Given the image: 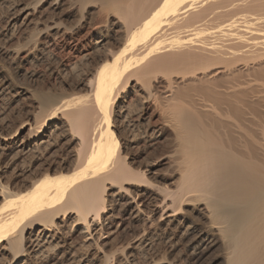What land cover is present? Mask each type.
<instances>
[{
    "label": "bare ground",
    "instance_id": "bare-ground-1",
    "mask_svg": "<svg viewBox=\"0 0 264 264\" xmlns=\"http://www.w3.org/2000/svg\"><path fill=\"white\" fill-rule=\"evenodd\" d=\"M4 4L0 264H264V0Z\"/></svg>",
    "mask_w": 264,
    "mask_h": 264
},
{
    "label": "rangeland",
    "instance_id": "rangeland-1",
    "mask_svg": "<svg viewBox=\"0 0 264 264\" xmlns=\"http://www.w3.org/2000/svg\"><path fill=\"white\" fill-rule=\"evenodd\" d=\"M5 1H7V0H5ZM0 25H2V22L4 21V18L3 17H5L4 15H5V7L6 6H4L5 4H4V0L2 1V0H0ZM3 4V5H2ZM3 7V8H2ZM5 8V9H4ZM5 10V11H4ZM3 12V13H2ZM2 13V14H1ZM248 74H249V76H248ZM247 74V76L245 77L246 78V80H247V82H249V86H248V94H249V101L251 102V107L249 108V112L251 113V115H253V117H254V115H256V112H260V110H261V106H262V110H264V107H263V105L262 104H264V103H260L261 101V99H257V98H261V97H263L262 99H264V93L262 92L264 89V75L262 74H258L257 72L255 73V71H250L249 73ZM263 77V78H262ZM262 78V79H261ZM261 92H262V96H261ZM260 95V96H259ZM257 99V100H254L255 98ZM257 96V97H256ZM255 101V102H254ZM258 101H260V102H258ZM261 105V106H260ZM256 109H257V111H256ZM259 109V110H258ZM251 110V111H250ZM261 110V111H262ZM253 112H255V114L253 113ZM257 118V117H256ZM253 124V125H252ZM252 124H250V125H252V126H250V127H254L252 130H250L251 131V133H253L254 131H255V129H257V127L258 126H256V123H252ZM255 125V126H254ZM250 129V128H249ZM180 260H182V263H183V260L185 259L184 258V256L181 254L180 255ZM208 260V259H207ZM207 260H205L204 262H202L201 264H207L206 262H208ZM184 264V263H183Z\"/></svg>",
    "mask_w": 264,
    "mask_h": 264
}]
</instances>
